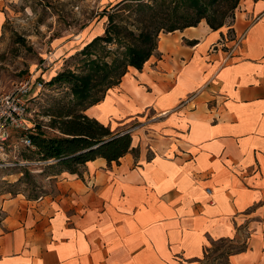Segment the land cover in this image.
<instances>
[{"label": "crops", "instance_id": "obj_1", "mask_svg": "<svg viewBox=\"0 0 264 264\" xmlns=\"http://www.w3.org/2000/svg\"><path fill=\"white\" fill-rule=\"evenodd\" d=\"M229 28L245 35L224 62L209 49ZM84 114L129 131L136 154L62 172L56 198L17 205L0 264H197L221 241L245 244L223 264H264V0H240L216 31L202 20L161 33Z\"/></svg>", "mask_w": 264, "mask_h": 264}, {"label": "rangeland", "instance_id": "obj_2", "mask_svg": "<svg viewBox=\"0 0 264 264\" xmlns=\"http://www.w3.org/2000/svg\"><path fill=\"white\" fill-rule=\"evenodd\" d=\"M119 1L5 0L0 15L3 20L0 31V94L12 91L26 79L45 83L43 74L51 72L54 75L55 70L79 72V59L82 57L72 56L94 34H103L108 26L107 17L100 15L103 9L108 10ZM127 17L128 11L119 12L115 22L128 24L130 20ZM233 20L227 19L225 25L229 26ZM115 48L108 45L103 50L95 49V53L110 62ZM31 96L29 125L34 126L36 131H43L47 137L57 135L50 127L49 114L62 105L60 101L65 103L69 99L68 90L46 85L41 91L35 90ZM18 135L12 134L8 147L0 155V225L6 216L19 210L17 205L35 204L36 210L39 202L46 199L49 203V199L56 198L60 193L57 180H53L58 168L47 167L28 151L23 152L24 157H19L16 151ZM242 248H245L244 242H217L197 264H223L229 254Z\"/></svg>", "mask_w": 264, "mask_h": 264}, {"label": "trees", "instance_id": "obj_3", "mask_svg": "<svg viewBox=\"0 0 264 264\" xmlns=\"http://www.w3.org/2000/svg\"><path fill=\"white\" fill-rule=\"evenodd\" d=\"M239 1L121 0L108 10L103 9L100 17L106 15L108 24L103 34L91 39L72 56L82 57L79 59L80 71L65 69L44 83V87H64L69 92V99L65 103L60 101L62 105L49 114L50 127L57 135L47 137L43 131L34 128L29 135L31 147H17L19 157L28 151L47 167L58 168L54 175L67 172L82 178L87 162L102 158L109 165L112 162L118 164L127 153H136L131 148L129 131L113 132L87 117L85 110L100 102L107 90L119 83L128 68L142 69L156 53L161 33L196 27L202 20L216 31L225 25L227 19L234 18ZM124 11H128L130 23L115 22L116 14ZM108 45L116 47L110 62L95 53V49L103 50Z\"/></svg>", "mask_w": 264, "mask_h": 264}, {"label": "built area", "instance_id": "obj_4", "mask_svg": "<svg viewBox=\"0 0 264 264\" xmlns=\"http://www.w3.org/2000/svg\"><path fill=\"white\" fill-rule=\"evenodd\" d=\"M244 35L245 33L235 37L232 29L229 28L226 35L221 37L217 44L211 45L209 50L214 52L217 49H225L224 62H226L233 57ZM226 42L232 44L225 47ZM43 88V82L26 79L16 85L12 91L0 94V155H3L4 150L8 147L13 133H19L16 141L17 147H31L29 135L35 129L34 126L29 125L28 106L32 100L33 92L35 90L41 91Z\"/></svg>", "mask_w": 264, "mask_h": 264}]
</instances>
